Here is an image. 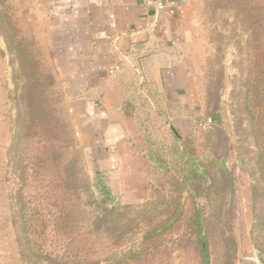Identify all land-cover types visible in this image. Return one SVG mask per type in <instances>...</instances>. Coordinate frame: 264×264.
I'll return each instance as SVG.
<instances>
[{"label":"rangeland","instance_id":"obj_1","mask_svg":"<svg viewBox=\"0 0 264 264\" xmlns=\"http://www.w3.org/2000/svg\"><path fill=\"white\" fill-rule=\"evenodd\" d=\"M192 11L179 54L199 106L136 91L126 144L104 165L70 118L78 90L55 72L33 4L0 0V264H31L17 237L70 264H202L197 218L210 264H264V0Z\"/></svg>","mask_w":264,"mask_h":264},{"label":"crops","instance_id":"obj_2","mask_svg":"<svg viewBox=\"0 0 264 264\" xmlns=\"http://www.w3.org/2000/svg\"><path fill=\"white\" fill-rule=\"evenodd\" d=\"M30 1L55 72L77 87L70 118L104 165L126 144L123 103L136 91L164 109L199 106L179 54L194 34V0Z\"/></svg>","mask_w":264,"mask_h":264},{"label":"trees","instance_id":"obj_3","mask_svg":"<svg viewBox=\"0 0 264 264\" xmlns=\"http://www.w3.org/2000/svg\"><path fill=\"white\" fill-rule=\"evenodd\" d=\"M212 117L216 121H219V114L217 111H215L212 114ZM21 124H22V120H20L18 117V119L15 120V125L13 127V133H12V139H11L12 142L10 146L8 147V154H11L12 151H15L17 147L19 146V144L21 143L22 135L25 132L21 128ZM196 220H197V229H198V236H199V248H200V253H201V262L202 264H210L208 244H207L205 236L202 233V224L199 218H197ZM23 231H24V227H23ZM24 234L25 236L27 235L26 231H24ZM16 241L18 244L20 258L26 263L30 262L31 264H70V263H66L65 261L60 260L57 257L52 256L49 253L43 252L40 249L35 250L30 245V242L26 237L24 238L17 237ZM76 264H96V263L85 262V263H76Z\"/></svg>","mask_w":264,"mask_h":264},{"label":"built area","instance_id":"obj_4","mask_svg":"<svg viewBox=\"0 0 264 264\" xmlns=\"http://www.w3.org/2000/svg\"><path fill=\"white\" fill-rule=\"evenodd\" d=\"M158 8L161 9L162 8V5H158ZM208 121H210V118H208Z\"/></svg>","mask_w":264,"mask_h":264}]
</instances>
